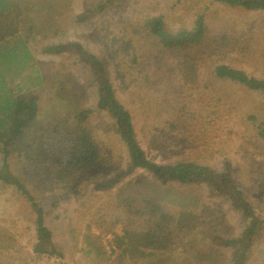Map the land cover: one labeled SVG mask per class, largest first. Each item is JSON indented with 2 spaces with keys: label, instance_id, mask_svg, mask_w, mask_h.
<instances>
[{
  "label": "rangeland",
  "instance_id": "374dc122",
  "mask_svg": "<svg viewBox=\"0 0 264 264\" xmlns=\"http://www.w3.org/2000/svg\"><path fill=\"white\" fill-rule=\"evenodd\" d=\"M100 1L17 0L22 9L33 13L37 28L41 29L40 23L47 17L43 16L45 11L55 23L46 40H41L39 33L37 41L28 44L34 59L42 70L46 66L56 74L61 71L60 67L56 70L53 67L61 58L49 59L41 52L43 43L51 38L81 43L88 51L100 55L117 99L132 116L137 141L149 161L158 164L192 161L210 166L222 175L227 174L252 204L259 215V232L263 234L252 250L249 264H253L264 256V140L257 137L248 116L264 119V96L220 80L212 72L216 65L226 64L250 77L264 79V11L229 7L214 0H111L101 14L92 15L89 23L74 22L75 15L95 9ZM200 15H204L208 37L215 40L224 34L233 41L232 52L215 51V47L205 49L195 60L198 80L187 84L179 77L171 53L156 50L142 39L143 35L134 33L141 31L147 19L158 16L164 18L171 31L189 29ZM57 27L65 30L59 31L58 36L53 33ZM121 27L127 32L118 31ZM122 35L124 39L119 38ZM113 37L119 41L114 45L118 50L109 55L104 48ZM127 40L131 42V50L119 48ZM78 67L72 73L81 74L78 78L81 87L83 68ZM53 85L49 81L26 91L23 99L38 97L52 115L60 111L63 103L69 107L68 88L57 84L60 90L55 92ZM84 89L89 95L84 107L95 108V92L88 86ZM89 118L91 136L100 149V159L91 172L94 181L89 186L80 183L77 188L71 185L61 188L27 169L21 172L33 199L43 208L44 223L64 258L34 256V230L27 218L35 215L14 188L0 185V241L6 246L0 252V263L88 264L82 257L84 251L79 249L85 246L81 239L89 227L109 256L106 263L98 258L95 264H116L119 251L114 235H122L123 228L133 230L135 223L141 227L144 200L149 199L171 213H199L195 221L201 235L197 236L196 246L218 255L214 259L209 257L210 253H200L199 256H205L201 264H224L222 258L229 264V250L216 246L212 239L215 235L227 239L238 236L246 224L241 214L205 185L157 184L147 171L131 167L127 151L113 132L106 113L95 111ZM8 163L17 174V164L12 165L10 159ZM101 183L110 186L102 188ZM71 235L79 243L77 249ZM186 256L172 253L153 264H195L186 261ZM124 264L133 263L126 260Z\"/></svg>",
  "mask_w": 264,
  "mask_h": 264
},
{
  "label": "trees",
  "instance_id": "16d2710c",
  "mask_svg": "<svg viewBox=\"0 0 264 264\" xmlns=\"http://www.w3.org/2000/svg\"><path fill=\"white\" fill-rule=\"evenodd\" d=\"M16 1L0 0V185L14 188L35 215L33 218L30 214L27 218L34 230V256L61 260L64 254L53 241L52 232L43 220V208L33 199L27 180L21 172L27 169L31 174H37L38 178L42 177L46 183L51 182L61 188L68 187L67 185L77 188L80 183L89 186L94 181L92 169L100 159V149L90 133L89 117L98 111L106 113L111 119L113 132L124 145L132 168L147 171L159 185H205L241 214L246 224L238 236L227 239L215 235L212 240L216 246L229 250V264H249L252 250L263 234L258 228L259 215L238 186L227 174L222 175L207 165L192 161H177L173 164L149 161L137 141L131 114L116 97L106 73L104 59L88 51L81 43L51 38L43 43L41 52L49 59L61 58L53 65L55 70L60 67L61 71L56 74L46 66L43 70L40 69L28 44L36 42V34L39 33L42 34L41 40H46L50 28L54 30L55 23L45 11L43 16L47 17L40 23L41 29L37 28L33 13L22 9ZM214 1L248 11H264V0ZM110 2L111 0L100 1L95 9L75 15L74 22L79 25L89 23L92 15L101 14ZM203 17L204 15H200L192 28L177 31H171L162 16L153 17L147 19L140 28L141 31L134 34L143 35L142 39L156 50L171 53L177 64L179 77L184 83L193 84L198 80L195 60L201 52L212 47H215V51L232 52L233 41L224 34L215 40L208 37ZM59 31L65 30L57 27L53 33L58 36ZM118 31L124 34L127 29L121 27ZM119 38L124 39L125 36ZM109 41L111 44L107 47L104 44L103 48L111 55L118 50L114 45L119 44V41L114 37L109 38ZM130 43V40L123 41L119 48L131 50ZM78 66L83 68L81 87L78 84L81 74L72 73ZM212 73L220 80L230 81L264 96V79L250 77L226 64L216 65ZM49 81L56 85L55 92L60 90V85L57 84H64L71 93V101L67 102L69 107L63 103L60 111L53 115L48 108L42 106L38 97L23 99L26 91L44 86ZM65 81L70 83V87ZM85 86L96 94L95 108L84 107L89 96ZM248 119L254 123L257 137L264 140L263 117L258 119L256 116H248ZM8 159L12 165L17 164V174L12 172ZM107 186L110 184H100L102 188ZM130 200L135 202L133 198ZM144 202L141 227L135 223L133 230L123 228L122 235H114L115 248L119 251L115 258L116 264H124L126 260L133 264H153L172 253L187 254L185 260L195 261V264H201L204 260L205 256H199L200 253H210L209 257L214 259L215 256L218 257L196 246L197 236L201 235L200 227L195 221L199 213H171L154 200L145 199ZM71 240L74 242L73 247L77 249L79 243L75 242L74 235H71ZM81 240H84L85 246L79 250L84 251L82 257L85 262L95 264L98 258L103 263L109 261V256L99 243L100 239L89 232V227H86ZM5 247L0 241V252H4ZM191 253H198V256ZM181 260L183 261L182 257ZM221 261L228 264L224 258ZM0 264L13 263L6 261ZM253 264H264V256L255 259Z\"/></svg>",
  "mask_w": 264,
  "mask_h": 264
}]
</instances>
